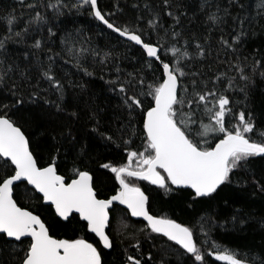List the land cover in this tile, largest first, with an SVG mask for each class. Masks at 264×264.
I'll use <instances>...</instances> for the list:
<instances>
[{
  "label": "snow or ice",
  "instance_id": "obj_1",
  "mask_svg": "<svg viewBox=\"0 0 264 264\" xmlns=\"http://www.w3.org/2000/svg\"><path fill=\"white\" fill-rule=\"evenodd\" d=\"M19 2L30 10L26 23L14 13L0 17V87L7 86L10 74L19 69L15 61L10 63L14 45L33 50L36 63L42 68L40 80L46 81L49 89L58 94L57 102L46 101L54 103L57 112L65 111V84L55 74L58 60L72 63L86 76L95 74L85 66L89 56L102 70L111 63L117 75L106 83L121 97L131 118H135L133 113L142 117L143 151H130L127 163L120 166L102 165L115 174L118 188L111 196L101 198L90 171L73 168V175L66 177L60 174L56 158L42 165L34 154L33 141L7 111L0 109V165L7 169L0 176V239L8 246L10 254L19 264H106L102 249L114 246L109 235L111 213L116 212L117 205H123L131 217L146 222L149 238L151 234L166 238L185 250V254H191L193 264H203L205 255L197 245L194 230L167 214H154L150 196L135 181H147L168 196L187 191L186 203L191 207L215 200L233 184L238 173L248 171L257 158L264 161V131H256L251 113L246 119L245 111L240 110L238 114L234 111L237 105L247 107L251 91L257 86V76L264 81V63L248 64L246 57L237 56L235 60L220 61L227 64L228 70L216 73L215 81L204 72V62L209 59L212 48V33H220L218 45L224 56H235L242 37L248 34L245 23L251 25L255 18L241 15L245 5L240 0H228V6H222L224 0L215 3L200 0L199 10L206 17L204 24L208 33L200 41L195 34L189 39L183 35V29L177 31L176 25L186 13L177 15L180 10L173 0H161L163 7L172 9L167 16L172 17L174 24L167 28L162 22L163 8L154 9L148 3L144 7L149 9L152 18L144 28L140 26L143 17L124 25L112 22L113 14L103 12L98 0ZM258 8L264 9V0H260ZM233 9L240 11L233 14ZM73 14L91 15L106 29L131 42L129 47L139 46L144 67L151 72V82L143 75V69L122 75V69L114 63L113 52L99 50L83 29L65 28L63 35L58 37L54 28L70 23L67 17ZM257 15L264 19V12L258 11ZM226 27H231V39L225 38ZM149 30L155 33V39L149 35ZM37 34L40 38H36ZM54 37L63 46L59 52L52 49ZM44 51L47 53L46 66L37 55ZM215 59L220 60L219 51ZM20 76L22 83L12 81V94L17 95L28 87L32 89L29 96L36 102L39 82L32 84L22 70ZM224 80L226 88L220 86ZM68 84L71 86V81ZM231 93H242L244 99L236 100ZM23 103L22 98L17 100L18 105ZM3 108L8 109L9 105ZM70 115L78 116V113ZM205 118L208 123H204ZM101 135L106 141L113 140L112 136ZM210 135L217 142L211 143L207 139ZM131 143V139L125 141L127 145ZM27 185L41 193L42 199L54 206L55 214L63 221H75L78 229L93 234L96 243L84 236L59 239L51 234L49 225L40 215L18 203L29 194ZM260 189L264 191V185H260ZM200 219L203 223L209 218ZM231 219L234 227L246 223L238 213ZM133 247L139 250V242ZM3 250L0 248V252ZM17 252L22 255L15 256ZM236 255L225 250L217 253L215 259L225 264H249L246 257L241 260L235 258ZM127 259L129 264H142L132 255ZM0 264L4 261L0 260ZM252 264H264V257H254Z\"/></svg>",
  "mask_w": 264,
  "mask_h": 264
},
{
  "label": "trees",
  "instance_id": "obj_2",
  "mask_svg": "<svg viewBox=\"0 0 264 264\" xmlns=\"http://www.w3.org/2000/svg\"><path fill=\"white\" fill-rule=\"evenodd\" d=\"M27 2L30 0H25V3ZM213 2H219V0H213ZM145 3L154 9L163 8L162 22L165 28L174 24L172 17L167 16V12L172 9L163 7L161 0H98V5L103 12L113 14L110 17L112 22L124 25L136 20L137 17H143L144 19L140 20V26L147 28V21L152 17L149 9L144 7ZM173 3L179 7L180 11L176 13L177 15H181V12L186 13L181 15V22L176 25L177 31L183 29L185 37L191 39V36L195 34L200 41H203L208 33L207 25L204 24L206 17L199 10L200 0H173ZM240 3L245 5L241 15L255 18V22L251 25L245 23V31L248 34L242 37V43L235 56L225 57L218 45L220 33L217 31L212 33V48L209 50V59L204 62V72L211 76L213 81H215L216 73L228 70L227 64L221 63V60H235L238 56L246 57L248 64L254 61L264 63V19L257 15L258 11L264 12V9L258 8L260 0H240ZM222 6H228V0H224ZM232 11L235 14L240 10ZM29 12L30 10L21 5L19 0H0V17L14 13L21 17L23 23H26L30 18ZM67 20L71 22L60 24L59 29L54 28L58 37L63 35L65 28L83 29L84 34L91 37L93 45L99 50L113 52L116 57L114 63L120 66L122 75L128 72L136 73L143 69V75L151 82V72L144 67L139 47L134 45L129 47L131 42L106 29L91 15L73 14L67 17ZM231 27L225 28V38L231 39ZM44 35L47 36V32ZM149 35L155 39V33L151 30ZM36 38H40L39 34ZM53 40L55 43L52 49L54 52H59L63 46L55 37ZM28 43H31V40ZM13 49L10 63L15 61L19 69L10 74L11 79L7 86L0 87V109L7 111L33 141L34 154L42 165L46 166L53 158H56L60 174L66 177L73 175V168L90 171L101 198L114 194L118 188V182L114 179L115 174L110 169L103 168L102 165L120 166L127 163L130 151H143V132L142 117L133 113L135 118H131L121 97L106 83L107 80L116 78L117 73L113 65L110 63L102 70L101 66L94 64L92 57L89 56L85 66L89 71L94 70L95 74L86 76L72 63L58 60L55 65V74L65 84L63 100L65 111L57 112L54 103H46V101L57 102L58 94L49 89L46 81L40 80L42 68L36 63L33 50L23 45H14ZM217 51L220 52V60L215 59ZM37 55L46 66V51L39 52ZM21 70L27 73L32 84L39 82L40 90L48 89V91L37 90L39 95L36 102H33L29 96L31 88L25 87L17 95L12 94V81L22 83ZM102 76L103 79H101ZM256 79L257 86L251 91L247 107L237 105L234 111L237 114L240 110L245 111L246 119L251 113L256 122V131H264V81L259 76ZM69 81L71 86L68 84ZM80 85L85 87L81 88ZM220 86L226 88L227 81L224 80ZM231 95L236 100L244 99L242 93H231ZM19 98L24 100L22 105L17 104ZM5 104L9 105L8 109L3 108ZM72 112L78 113V116H71ZM204 123H208L207 118L204 119ZM101 133L112 136L113 140L106 141ZM129 139L132 143L125 144V141ZM207 139L211 143L217 142L211 135ZM6 171L7 169L0 165V176H3ZM135 183L150 196L154 214H167L194 230L197 245L201 247L205 255L203 264H225L215 259L217 253L225 250L237 254L235 256L237 259L243 260L246 257L249 264H252L256 256L264 257V191L260 189V185H264V161L257 158L249 165L248 171L238 173L233 184L215 200L193 204L191 207H188L186 203L187 191L168 196L162 189H158L147 181L137 180ZM23 187L24 185L21 186L22 189ZM27 188L29 194L18 203L40 215L56 238L71 239L84 236L90 242L96 243L94 235L86 234L78 229L75 221L68 223L60 220L51 206L43 204L42 198L28 186ZM116 209V212L111 213L109 230L114 246L112 249H102L106 264H129L127 259L129 255L140 259L142 264H193L194 258L191 254H185V250L157 234H151L149 238V232L145 230L146 224L143 221L131 217L117 206ZM237 213L246 220V223L234 227L231 218ZM201 217L209 219L202 223ZM213 224L215 227L212 226ZM199 232L202 234L199 235ZM201 240L205 245H199ZM137 241L140 244L139 250L133 247ZM97 247L102 246L97 245ZM0 248L4 249L0 252V260H3L4 264H19V260L14 259L2 239H0ZM19 255L22 253H15V256Z\"/></svg>",
  "mask_w": 264,
  "mask_h": 264
},
{
  "label": "water",
  "instance_id": "obj_3",
  "mask_svg": "<svg viewBox=\"0 0 264 264\" xmlns=\"http://www.w3.org/2000/svg\"><path fill=\"white\" fill-rule=\"evenodd\" d=\"M30 186V185H29ZM30 188H32L31 186H30ZM34 190V189H33ZM35 191V190H34ZM41 198H42V194L41 193H38L37 191H35ZM43 204H45V205H47V206H50L49 205V203L48 202H46V201H44L43 200ZM120 208H123V209H125V206H123V205H118ZM52 207V209H53V211L55 212V209H54V206H51ZM126 210V209H125ZM57 216V215H56ZM58 217V216H57ZM59 218V217H58ZM60 220H62L61 218H59ZM140 219V218H139ZM142 220V219H141ZM63 221V220H62ZM65 222V221H64ZM144 222V221H143ZM146 223V222H145Z\"/></svg>",
  "mask_w": 264,
  "mask_h": 264
},
{
  "label": "bare ground",
  "instance_id": "obj_4",
  "mask_svg": "<svg viewBox=\"0 0 264 264\" xmlns=\"http://www.w3.org/2000/svg\"><path fill=\"white\" fill-rule=\"evenodd\" d=\"M101 23V22H100ZM102 24V23H101ZM116 34V33H115ZM117 36H118V34H116ZM120 38H122V39H124V40H126V38H123V37H120ZM127 41V40H126ZM137 47H139V46H137ZM29 188H30V186L29 185H27ZM30 189H32V188H30ZM33 190V189H32ZM117 207H119L118 205H117ZM106 250H108V249H106Z\"/></svg>",
  "mask_w": 264,
  "mask_h": 264
},
{
  "label": "rangeland",
  "instance_id": "obj_5",
  "mask_svg": "<svg viewBox=\"0 0 264 264\" xmlns=\"http://www.w3.org/2000/svg\"><path fill=\"white\" fill-rule=\"evenodd\" d=\"M200 234H202V233L199 232V235H200ZM199 245H200V246H201V245L203 246V245H205V244H204V242L201 240V241L199 242Z\"/></svg>",
  "mask_w": 264,
  "mask_h": 264
}]
</instances>
